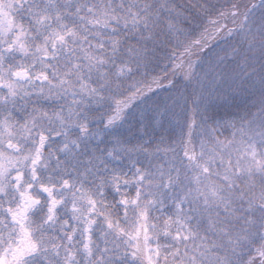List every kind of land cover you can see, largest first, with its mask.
I'll use <instances>...</instances> for the list:
<instances>
[{"label": "snow or ice", "instance_id": "obj_1", "mask_svg": "<svg viewBox=\"0 0 264 264\" xmlns=\"http://www.w3.org/2000/svg\"><path fill=\"white\" fill-rule=\"evenodd\" d=\"M0 264H264V0H0Z\"/></svg>", "mask_w": 264, "mask_h": 264}]
</instances>
